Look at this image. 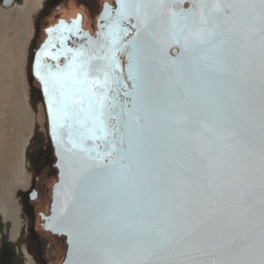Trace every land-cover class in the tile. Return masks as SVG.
I'll return each instance as SVG.
<instances>
[{"label":"snow or ice","instance_id":"obj_1","mask_svg":"<svg viewBox=\"0 0 264 264\" xmlns=\"http://www.w3.org/2000/svg\"><path fill=\"white\" fill-rule=\"evenodd\" d=\"M77 24L36 74L85 264H264V0H118L67 47Z\"/></svg>","mask_w":264,"mask_h":264},{"label":"flooded vegetation","instance_id":"obj_2","mask_svg":"<svg viewBox=\"0 0 264 264\" xmlns=\"http://www.w3.org/2000/svg\"><path fill=\"white\" fill-rule=\"evenodd\" d=\"M13 1L15 0H7L4 3L10 4ZM117 2L118 0H44L41 9L35 15L27 56L26 82L30 100L41 105L47 136L40 140L35 146L36 149L31 152L29 160L32 169L31 182L28 189L25 192L20 191L18 195L22 213L26 217L19 241L12 244L8 238L1 240L0 251L3 244L7 245L4 249V252H8L7 264H25L20 249L26 251L35 264H63L67 252L66 239L52 234L45 227V218L50 215L52 189L58 179L57 159L48 134L44 95L40 80L36 76L38 60L45 66L55 64L51 58L42 60L39 58L41 49L50 38L48 30L71 21L78 22V27L81 26L85 32L95 36L101 28L103 22L101 18L106 7L115 8ZM188 6L185 4V7ZM130 38L131 36H128L127 39ZM57 43L58 41L56 45ZM78 46L80 44L76 42L74 48ZM56 52V48H52L51 54ZM63 62L64 60H61L60 63Z\"/></svg>","mask_w":264,"mask_h":264},{"label":"rangeland","instance_id":"obj_3","mask_svg":"<svg viewBox=\"0 0 264 264\" xmlns=\"http://www.w3.org/2000/svg\"><path fill=\"white\" fill-rule=\"evenodd\" d=\"M22 7H24L25 10ZM27 8V4H21L20 7L15 10V12L12 11L8 13L7 10L10 8H4L0 3V85L3 79H6L7 85L10 87L16 86L19 80H23L24 85H26V92L28 94L30 103L29 110L31 109L33 113L35 112V119L33 121H29L28 124L25 123L24 118L22 119V122H17V120L9 113L2 114L3 117L0 118V184H3L0 185V188L4 187L0 189V210H2L0 213L2 215L4 224L3 230L0 231V238L3 240L6 237L8 238L9 242L11 239L10 232L13 230V227H11L12 224L10 222V218H12L13 214L11 211L18 210L21 217V227L18 235V241L24 227V222L26 221V217L22 213L21 202L18 195L20 191L25 192L31 182L32 169L29 162L31 152L36 149L35 146L39 143V141L47 136L46 130L44 129L45 116L43 114L41 105L30 100L29 90L26 82V64L30 40L33 35V20L40 8H37L31 13L30 6L28 8L29 10H26ZM29 25L30 28L28 29ZM20 165H23L24 169H22ZM22 171H26L25 179L29 177V184L25 187H19V183L15 181L20 179ZM8 194L9 197L7 198ZM12 202H14V204ZM11 204L14 206H11Z\"/></svg>","mask_w":264,"mask_h":264},{"label":"water","instance_id":"obj_4","mask_svg":"<svg viewBox=\"0 0 264 264\" xmlns=\"http://www.w3.org/2000/svg\"><path fill=\"white\" fill-rule=\"evenodd\" d=\"M5 1H7V0H0V3L2 4L3 7L11 6L12 4H14L18 0L13 1L10 4H5L4 3ZM103 17H104V14L102 15L101 19H103ZM72 23L73 22L70 21V22L65 23V24L71 25ZM77 27H78V25H77ZM78 29H79L80 34L77 35L75 32H73L70 39L67 41V45H66L67 47L74 48V45L76 42L79 43L80 45L86 44V37H91L92 39H96L98 37L100 30H101V28H100V30L97 31L95 36H91V34L89 32H85L81 28V26H79ZM131 39H132V36L129 40H131ZM54 48H56V50L58 52V49L60 48L59 42L57 43V45ZM43 49H44V47L41 49V51L39 53V58L42 60V59L48 57V58H51L55 62L54 65H49V66L44 65L45 71L47 70L48 67H51L53 70H55V66L57 65V63H59V65L61 67H63L66 64L67 57H65L63 54H60L59 61L52 58V55H53V54H51L52 48L49 49V55L48 56L41 57V52ZM176 51H178V49H172L169 54L174 55L176 53ZM61 60H64V62L62 64L60 63ZM118 60L124 69V77L126 79L127 78V53L124 52V53L119 54ZM36 72H37V67H36ZM36 76L40 80V83L42 86V92L44 95V105H45L46 114H47V99H48V97H47V94L44 92L43 83H42L40 77L37 74H36ZM129 87H131V82H129ZM47 122H48V134H49L52 146L54 148L55 156L57 159L56 167L58 170V179H57V182L54 184L53 189H52V203L50 206V215L45 218V227H46V230L51 232L52 234L57 235L59 237H63L66 239L67 252H66V257H65L63 264H85V257L82 254H79L77 252V249L74 248L73 236L68 233L67 229L60 227V222L62 219V217H61L62 201L64 199V192H65V188L67 186L66 160L62 159L61 149H60V147H58L57 142L52 135L51 122H50V117L48 116V114H47ZM58 192H59V194H58ZM3 228H4V225H3L2 215L0 213V231H2ZM5 239H6V237H5ZM6 247H7V245L3 244V249H2V251H0V264H7L8 252L7 251L4 252V249Z\"/></svg>","mask_w":264,"mask_h":264},{"label":"bare ground","instance_id":"obj_5","mask_svg":"<svg viewBox=\"0 0 264 264\" xmlns=\"http://www.w3.org/2000/svg\"><path fill=\"white\" fill-rule=\"evenodd\" d=\"M44 0H18L16 1L14 4H12L11 6H8V7H4V8H10L9 10H7V12H12L15 10H17L21 4L23 5H28V8L30 6V13L32 11H35L37 8H40L42 7V4H43ZM2 5V4H1ZM14 6V7H13ZM13 7V8H11ZM24 8V7H22ZM26 9V10H29V9ZM5 10V9H4ZM25 10V8H24ZM22 11V10H21ZM20 11V12H21ZM4 12V11H3ZM13 12V13H14ZM17 12V11H16ZM23 12V11H22ZM24 13V12H23ZM29 13V12H28ZM27 13V14H28ZM29 13V15H30ZM11 14V13H10ZM26 14V15H27ZM3 16V15H2ZM24 17V16H23ZM30 17V16H29ZM29 19V18H28ZM2 20V19H1ZM27 20V19H25ZM9 21V19H8ZM25 22V21H24ZM22 23V22H21ZM26 23V22H25ZM29 23V22H28ZM3 24V23H2ZM2 28V27H1ZM30 28V25L28 27V29ZM24 29V28H23ZM28 32V31H27ZM5 75V74H4ZM5 77V76H4ZM2 80V79H1ZM6 82V83H4ZM0 89H1V92H0V118L3 117L2 114H7L9 113L11 116H13L17 122L18 121H21L22 122V119L24 118L25 120V123L28 124L29 121H33L35 118H34V113L33 111H31V109L29 110V99H28V94L26 92V85H24V82L23 80H19L17 82V85L14 86V87H10L7 85V81L6 79H3L1 85H0ZM32 105V104H31ZM9 106V107H8ZM34 109V108H33ZM2 115V116H1ZM37 115V114H36ZM23 116V117H22ZM2 121V120H1ZM8 123V122H7ZM3 124V123H2ZM31 125V124H30ZM32 127V126H31ZM15 134V133H14ZM1 136V135H0ZM28 142V141H27ZM8 150V149H7ZM11 152V151H10ZM3 155V154H2ZM2 157V156H1ZM8 161V160H7ZM11 165V164H10ZM14 165V164H13ZM22 167V169H24V166L23 165H20ZM3 167V166H2ZM26 167V166H25ZM26 170V169H25ZM21 171V170H20ZM25 172L26 171H22L21 172V176H20V179L19 180H15L19 183V187H22V186H27L29 184V180L28 178L25 179ZM18 176V175H17ZM16 179V178H15ZM6 183V182H5ZM17 183V184H18ZM0 185H3V184H0ZM5 185V184H4ZM9 187V186H8ZM1 188H4V187H1ZM0 188V189H1ZM2 191V190H1ZM4 191V189H3ZM2 191V192H3ZM7 193V192H6ZM1 194V193H0ZM11 194V193H10ZM3 195V194H2ZM6 195V194H5ZM6 197V196H5ZM9 197V194L7 196V198ZM2 200V199H1ZM6 200V199H5ZM5 202V201H4ZM14 204V202H12ZM1 204H4V203H1ZM11 204V206L13 205ZM7 205V204H6ZM5 205V206H6ZM4 206V205H3ZM2 206V207H3ZM14 206V205H13ZM16 207V206H15ZM14 207V208H15ZM2 211V210H0ZM4 211V210H3ZM7 212V211H6ZM9 212V211H8ZM13 212L12 214V218H10V222L12 224L11 227H13V230L10 232L11 236H10V242L11 243H14L16 244L18 242V235H19V232H20V227H21V217L19 215V212L18 210L17 211H11ZM5 213V212H4ZM5 215V214H4ZM7 215V214H6ZM11 216V215H10ZM7 218V216H6ZM3 219V218H2ZM8 219V218H7ZM6 222V221H5ZM4 222V223H5ZM4 225V224H3ZM4 232V231H3ZM1 238H0V246H1ZM23 249H20V253L23 254V258H24V261H25V264H35L34 261L31 259V257L26 253V251H24ZM25 253V254H24ZM14 257V256H13ZM12 260V259H11ZM21 260V259H20ZM14 261V260H13ZM16 261V260H15ZM14 261V262H15ZM22 262V261H21ZM13 264V263H12ZM16 264V263H15Z\"/></svg>","mask_w":264,"mask_h":264}]
</instances>
